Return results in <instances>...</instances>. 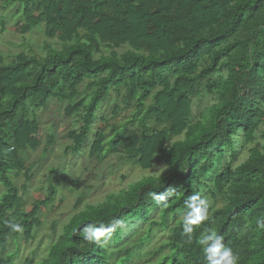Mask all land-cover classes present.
I'll list each match as a JSON object with an SVG mask.
<instances>
[{
	"label": "trees",
	"instance_id": "trees-1",
	"mask_svg": "<svg viewBox=\"0 0 264 264\" xmlns=\"http://www.w3.org/2000/svg\"><path fill=\"white\" fill-rule=\"evenodd\" d=\"M18 4L25 33L43 24L46 38L61 42L44 55L17 53L0 60V264H11L8 242L20 234L30 240L40 226L38 213L55 196L48 182L42 199L22 211L11 174L26 170L24 154L35 150V111L49 100L64 104L63 115L77 126L68 131L64 152L79 153L96 112L113 91L121 96L111 117L130 110L125 123L93 134L88 155L97 160L121 150L126 161L149 169L162 163L159 176L140 179L86 205L62 227L37 264H109L110 246H121L124 231L137 228V241L153 230H167L154 264H206L199 238L205 229L223 235L238 264H264V0H0ZM5 20L0 16V31ZM128 46L118 54L114 49ZM107 51V54L104 53ZM97 54V56H95ZM84 85L80 89V85ZM212 97L193 120V100ZM131 126V129L127 127ZM254 144L236 166L234 140ZM183 136L173 140V137ZM259 141V142H257ZM53 144L46 136L41 154ZM228 155V161L223 162ZM212 187L200 190L211 172ZM30 179V174L27 175ZM168 189V191H165ZM163 194L164 199H160ZM208 195L221 204L207 207L209 219L196 227L191 243L181 221L191 196ZM158 214V219L152 215ZM122 223L100 245L83 239L90 222ZM6 222L23 225L14 233ZM170 222V223H169ZM143 229V231H142ZM120 252V251H119ZM115 264L131 256L128 247Z\"/></svg>",
	"mask_w": 264,
	"mask_h": 264
},
{
	"label": "rangeland",
	"instance_id": "rangeland-1",
	"mask_svg": "<svg viewBox=\"0 0 264 264\" xmlns=\"http://www.w3.org/2000/svg\"><path fill=\"white\" fill-rule=\"evenodd\" d=\"M21 8L18 4L5 6L0 4V16L5 20L4 30L0 31V60L3 63L9 62L20 52L44 55L46 47L53 49L61 47L58 39L44 36L43 24L25 33L21 32L20 25L23 23ZM127 49L128 46H123L114 50L120 54ZM104 53L107 54V51ZM83 87V84L80 85V89ZM210 104L212 97L207 93L194 99L193 120L200 119ZM121 105V96L111 91L107 99L100 104L88 138L77 154L64 152L65 147L71 143L68 131L77 126L74 118H66L63 115L64 104L49 100L44 108L35 111L38 120L35 136L40 144L35 150L25 152L26 170L16 175L11 174L20 196L19 208L22 211H29L35 200L42 199L48 182L55 185L56 193L53 201L40 209L38 213L40 226L33 231L32 238L25 240L20 234L16 239L9 240L6 253L12 256L11 264L39 263L46 256L49 246L62 233L64 224L77 211L84 209L86 205L102 203L107 195L126 189L140 179L159 176L165 171L166 166L162 163L154 164L149 169H141L138 165L126 161L121 150L111 151L100 160L89 157V146L95 131L103 129L109 135L110 125L125 123L131 117L130 110H121L117 116L111 117L113 107ZM127 127L131 129L130 125ZM48 134L53 136V144L48 152L42 155L41 150ZM182 138L183 136L173 137L171 141ZM253 145L244 144L239 134L234 140L236 155L231 166L234 167L243 161ZM224 161H228V155L224 157ZM214 172L215 170L203 180L204 185L199 187L202 192H205L207 187H212ZM28 173L29 180L26 176ZM3 192L4 187L0 183V195ZM202 200L205 201L206 207L212 209L221 204L208 195H204ZM152 218L158 219V214L154 213ZM167 232L153 230L147 239L139 243L137 239L142 232L137 228L125 229L123 244L110 246L109 264H115L116 257H122L123 251L128 247L131 249V256L124 264L159 262L168 253L166 248L157 251V247L166 240Z\"/></svg>",
	"mask_w": 264,
	"mask_h": 264
},
{
	"label": "clouds",
	"instance_id": "clouds-1",
	"mask_svg": "<svg viewBox=\"0 0 264 264\" xmlns=\"http://www.w3.org/2000/svg\"><path fill=\"white\" fill-rule=\"evenodd\" d=\"M165 191H168L166 189ZM160 199H164L161 194ZM209 219L205 201L198 194L190 197L186 206V211L181 221L183 234L187 237V242L193 240V233L197 226ZM122 221L113 218L108 225L102 222H90L83 226L81 233L83 239L91 244L100 245L111 238L115 227L119 226ZM6 226L11 232H23V225L17 222H6ZM256 226L264 229V217L256 220ZM224 237L215 229H205L199 238V245L202 247L206 264H238V256L231 247L225 246Z\"/></svg>",
	"mask_w": 264,
	"mask_h": 264
}]
</instances>
